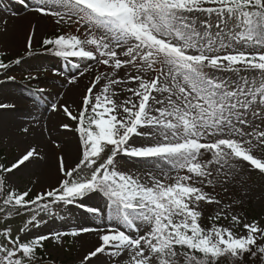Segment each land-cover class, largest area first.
Instances as JSON below:
<instances>
[{
  "label": "snow or ice",
  "instance_id": "1",
  "mask_svg": "<svg viewBox=\"0 0 264 264\" xmlns=\"http://www.w3.org/2000/svg\"><path fill=\"white\" fill-rule=\"evenodd\" d=\"M18 3L58 29L75 26L44 36L42 47L76 70L53 69L60 86L87 84L78 102L61 103L59 92L45 101L62 117L57 132L74 134L73 144L42 129L55 149L53 183L36 187L37 178L21 191L11 180L48 163L38 145L0 161V264H45L46 242L63 248L69 237L80 246L77 264H242L246 256L264 264V218L247 221L233 211L243 201L225 203L217 191L243 187L249 172L264 176V0ZM36 37L34 24L29 55ZM5 54L0 83L15 80L7 73L22 62ZM45 95L53 93L33 91ZM202 205L215 206L207 228ZM61 206L81 209L88 226L34 232ZM25 213L14 232L7 219ZM229 217L231 226L217 223ZM85 235L94 237L87 247Z\"/></svg>",
  "mask_w": 264,
  "mask_h": 264
},
{
  "label": "rangeland",
  "instance_id": "2",
  "mask_svg": "<svg viewBox=\"0 0 264 264\" xmlns=\"http://www.w3.org/2000/svg\"><path fill=\"white\" fill-rule=\"evenodd\" d=\"M34 24L37 26V37L34 39L33 48L51 30L71 29L75 31V26L58 29L51 17H37L27 8L19 5L18 0H0V50H5V55L8 57L17 56L22 51H26L27 36L31 26ZM37 68L41 69L40 77L37 80L26 79L29 72L35 75ZM44 69H47L48 72H45ZM53 69L65 73H75L76 71L71 67L70 62H66L62 58L55 57L50 53L32 54L22 59L19 65H14L8 71L7 75L14 76L15 80L0 83V103H14L16 105L15 111H0V148L4 150L8 161H12L18 152L22 151L27 145H38L42 149V155L48 161V163L42 164L38 169L31 171L25 170L13 174L11 180L15 184V187L21 191L26 186L31 187L32 181L37 178L40 179V185L36 187L54 182L55 162L53 157L55 149L49 142V132L47 130L42 131V129L46 128L51 130L53 138L61 135L62 138H68L74 144V134L57 132L62 117L52 112L48 103L45 101L54 102L58 98L56 93L59 92L62 94L59 97L61 103L64 101L78 102L79 94L86 86L87 79H82L78 87L60 86L52 74ZM101 70H103L102 67ZM3 80L4 75L1 73L0 81ZM27 84L29 86L25 87ZM38 87L47 88L53 95H45L43 99L39 96H33V91ZM34 100L39 104V107L34 105ZM22 127L30 128L27 137L20 131ZM171 174L173 176L176 175L175 172ZM243 179V187L239 185L230 187L227 193L217 189L220 192L219 198L225 203H230L231 199L242 200L243 203L235 206L233 211L234 213L247 217V221L264 218V176L253 171L247 173ZM245 189H248L247 195L244 194ZM68 207L61 206L54 208L55 218L44 217L48 223L42 225L38 230L34 229V232L46 234L50 231L68 230L77 224L88 226L89 218L81 209L71 206V211H68ZM202 207H206L207 210L201 223L202 226L207 228L211 226V221L208 219V216L214 214L215 206L202 205ZM28 218L29 216L26 213L18 217L8 218L7 225H11L15 232ZM217 223L224 226H231L230 217L228 219H221ZM262 223H264V219H262ZM5 226L4 219L0 217V229ZM239 231H243L242 225ZM93 240L94 237L87 235L81 238V242L85 247L89 246ZM44 254L52 256L51 259H44L45 264H56V261L62 262V264H77L81 251L80 246L78 244L74 245L72 238L69 237L68 243L63 248L54 242H46Z\"/></svg>",
  "mask_w": 264,
  "mask_h": 264
},
{
  "label": "trees",
  "instance_id": "3",
  "mask_svg": "<svg viewBox=\"0 0 264 264\" xmlns=\"http://www.w3.org/2000/svg\"><path fill=\"white\" fill-rule=\"evenodd\" d=\"M61 31L75 32L74 30H71V29H66V30H61ZM55 32L56 31H52V32L48 33L47 35H51L52 33H55ZM40 51H44L43 47H42V42L40 43V45L36 49H32L31 53L40 52ZM27 54H29V52L24 53V55H27ZM3 59L5 60V62H10V61H14L15 60V59H12V60L11 59H5L4 57H3ZM3 157H4V153H3L2 150H0V161H2ZM60 264H62V263L60 262ZM224 264H229V262L225 261ZM242 264H261V262L258 259H253V258H249V257L246 256L244 258V260L242 261Z\"/></svg>",
  "mask_w": 264,
  "mask_h": 264
}]
</instances>
